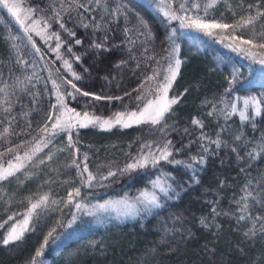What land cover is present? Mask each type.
Returning a JSON list of instances; mask_svg holds the SVG:
<instances>
[{
    "label": "trees",
    "instance_id": "1",
    "mask_svg": "<svg viewBox=\"0 0 264 264\" xmlns=\"http://www.w3.org/2000/svg\"><path fill=\"white\" fill-rule=\"evenodd\" d=\"M21 6L35 9L31 20L40 21L41 34H25L0 5V165L31 151L43 138L51 143L21 171L0 181V264H32L33 259L37 264H213L217 255H223V264H264V228L256 220L264 218V153L248 155L264 143V76L258 72L264 65L228 46L239 42L233 36L248 39L250 28H216L212 35L203 31L197 49L179 36L178 20L166 17V5L158 0H21ZM171 8L177 12V6ZM257 8L264 10V0H220L214 13L221 24L236 25ZM262 27L264 18L255 30ZM57 43L61 46L54 50ZM176 59L181 64L168 97L179 100L161 124L89 125L80 136L73 129L74 148L62 143L65 132L49 136L54 120L47 117L54 114L57 91L81 115H127L155 96ZM196 63L198 73L191 71ZM154 73L159 75L147 80ZM68 80L82 91L114 99L75 93ZM191 84L198 89L194 94ZM190 98L193 105L187 104ZM251 98L261 101V114L250 107L244 111L248 119L242 120L240 109ZM193 119L203 127L192 124ZM45 124L48 133L41 131ZM169 140L168 161L153 165L149 156L144 167L123 171L149 152L159 156L158 149ZM41 159L45 162L38 164ZM85 163L88 172L82 171ZM109 171L116 175L108 176ZM89 172L95 177L90 185L82 182ZM156 179L166 191L154 186ZM75 188L80 196L69 202ZM247 192L252 195L244 201ZM144 194H155L160 206L139 203ZM43 196L46 204L32 211L21 239L5 245L13 225ZM104 196L122 199L131 213L117 216L96 208L94 201ZM76 203L84 207L77 210ZM244 204L247 211H240ZM240 215L248 219L240 221Z\"/></svg>",
    "mask_w": 264,
    "mask_h": 264
},
{
    "label": "snow or ice",
    "instance_id": "2",
    "mask_svg": "<svg viewBox=\"0 0 264 264\" xmlns=\"http://www.w3.org/2000/svg\"><path fill=\"white\" fill-rule=\"evenodd\" d=\"M99 0H97V3ZM173 0H160L161 4L166 5V10H164V15L166 17H169L170 19H178L181 22V27H189V28H196L202 31H205L207 35H212L211 29H231L232 32H235L237 28H250L251 30V36L248 39H243L241 37H236L233 36L232 39L239 40L238 44L233 45H228L230 48H233L234 51H239L244 53L246 56H248L250 59H252L254 62H258L261 65H264V27H262V30L257 32L255 30V25L257 22L261 21L262 18H264V10H261L260 8H257L255 11V14H249L246 18L241 17L240 22H238L236 25H228V24H221L217 22H212V23H206L204 20L196 16L195 18L192 17H181L176 14L175 11L172 10L171 8V3ZM215 3V0H212L211 3H208L204 7V12L205 15H207V10L208 8L213 7ZM0 5L3 6V8L7 9L8 13L11 14V16L15 17L16 21L20 24V26L24 29L25 34H27L30 31L29 27H24V22L28 19H31L32 14L35 12V9H32L30 7H21V0H0ZM80 7H83V5H80ZM191 7L194 9H199L200 4L199 3H193L191 4ZM253 6L249 5V8L251 9ZM179 8L181 11H187L188 9L186 8L184 3H181L179 5ZM57 17H59V13H56ZM39 20H34L33 21V27L31 30H35V25L39 24ZM141 25L146 27V25L143 24V21H141ZM61 28H64V24H60ZM87 27V25H85ZM39 34V33H37ZM69 35L74 36L75 33L69 32ZM53 36H55L56 40L59 41L60 37L58 34L53 33ZM28 40L31 41L32 37L29 35ZM76 44H80L81 41L77 39ZM35 46V45H33ZM60 43H57L56 49L58 50L60 48ZM96 48H101L102 44H95L94 45ZM254 49H259V52L254 51ZM71 51V48L68 49ZM37 52L40 51L39 48L36 49ZM59 58V57H58ZM80 57H76V60H79ZM181 61L179 59L175 60L174 65L170 62L169 67L167 69V75L164 76V83L163 84H157L155 88V95L156 99L153 101H149L146 106L137 114L136 112H131L128 114L127 121L124 119V113H117L115 114V119L113 120H101L99 117H93L89 118L88 113H84V119L80 120V113L75 112V109H69L67 105L64 103V98L59 94V91H57V105H53V111L54 113L58 112L59 114H50L48 115L47 119L48 120H54V123L52 124V132L49 134L55 135L57 134V131L59 132H66L68 133V148H74L75 144L72 140V130L74 128L80 127H87L89 125L93 126H99L104 129H110L111 127L114 126V124H122L123 127H129L131 126V123L135 124H140V123H150L152 125H158L161 124L162 121L165 120V116L167 113L171 111L172 105H175L178 103L179 98L178 97H172L169 99L168 97V90L172 86V82L175 80L179 68H180ZM65 67L71 71V64L67 60L64 61ZM73 77L76 80L80 79V76L77 75L75 72H72ZM159 75V73H154L153 76L147 77V80L152 81L156 78V76ZM68 84L71 85L72 89L75 91V93L82 94L83 96L87 97L92 95L95 100H101V99H114L113 97H101V96H96L92 93H89L87 91H82L80 88L77 87L75 83H73L71 80L66 81ZM53 87L56 89H59L60 85L56 83V80L52 81ZM143 87V85L141 86ZM0 91H3V89H0ZM68 96H71L73 99H75V96L73 93H67ZM115 99H121L120 97H115ZM137 99H141V97H137ZM253 105L256 108V115L261 114V109H260V104L261 101L256 100L255 98L251 99H246L244 100V106L247 108L249 105ZM233 112H235L236 108L235 105L232 106ZM66 113H71L73 115L69 116L67 119H64V116ZM211 114V113H209ZM241 119L242 120H247L248 117L245 115L244 112H241ZM192 124L198 125L199 127H203V124L201 123L200 120L193 119ZM7 131V129H5ZM42 132L48 133V127L47 124H45V127L41 129ZM187 131V130H186ZM204 139L205 137H201ZM239 139V137H237ZM214 143L219 146V141H213ZM51 143L50 138H43L39 141V143L32 149L31 153L25 152L24 156L21 157L19 155H16L14 157L16 163L13 164L12 161H8L7 167H4L3 165H0V181L7 180L9 177L13 176L16 172L21 171L25 167V161H31L33 156H35L38 152L42 151L41 145L43 147H47L48 144ZM172 142L169 140L167 141L162 148L158 149L159 150V156H156L155 154L149 152L147 156H143L140 159H138L135 163H131L126 165L125 169L123 171H128L135 169L137 167H144L147 163H149V156L151 157V163L153 165L159 163V161L164 160L168 161L169 157L172 155V151L170 149ZM8 151H12L9 149ZM60 151H63V149H60ZM260 153H264V143H261L259 145V152L258 153H249L248 155L252 158H255L256 155H259ZM48 160L52 159V154H49L47 156ZM84 159L87 160V155L85 154ZM45 161L43 159L40 160V163L43 164ZM172 162V161H169ZM198 162H203V159L201 158L200 161ZM175 163H180L179 161H175ZM73 164L79 168L80 165L76 164V161H73ZM83 172H88V167L87 164H84L83 167ZM116 173L109 171L108 176H114ZM95 179V177L92 175V173H88L87 180L82 181L83 183H87L90 185V182ZM102 179H107V177H102ZM154 186L160 187V190L162 192L166 191L160 184L159 181L154 182ZM251 192H247L245 196L241 197L242 200L247 201V199L251 196ZM80 196V188H75L72 192L68 193V198L69 202L72 201L74 197ZM48 200L47 196H43L40 198L39 201L36 203H33L31 205V209L28 212V216L24 220V225L27 227L28 225V220L32 215V211L41 207V205H45ZM139 203H145L152 205L154 207H159V202L158 198L155 194H152L151 196H148L147 194H144V199L139 200ZM55 203V201H53ZM82 207H84L80 203L75 204V208L77 210H80ZM103 207V206H101ZM216 210L213 209V212ZM240 211H247V204H244ZM11 219V217H10ZM240 221H244L248 219L245 215H240L238 217ZM257 222L261 223V228H264V218L261 217H256ZM71 223V222H69ZM201 223L204 224V221L201 220ZM255 228V224H253L252 229H249V232H252L253 229ZM55 229L50 231L48 233V237H51ZM249 233L246 232L245 235L247 236ZM254 234V233H253ZM22 233H17L15 229H13L8 236L3 240V243L5 245L9 244L12 241H17L21 239ZM48 243V239L46 238L44 241V244L41 245L40 249L36 251V257H39L42 255V249L46 246ZM32 264H37V261L33 259Z\"/></svg>",
    "mask_w": 264,
    "mask_h": 264
},
{
    "label": "rangeland",
    "instance_id": "3",
    "mask_svg": "<svg viewBox=\"0 0 264 264\" xmlns=\"http://www.w3.org/2000/svg\"><path fill=\"white\" fill-rule=\"evenodd\" d=\"M212 0H208L206 2H199L197 0H177L176 2H172V3H179V5L181 3H184L186 8L188 9L187 11H181L180 8V15L181 17H184V18H187V17H192V18H195L196 16H199L201 17L204 22L206 23H212V22H217V23H220V21L215 17V14H214V8L215 6L217 5V3L219 2V0H215V3L213 5V7L211 8H208L207 10V15H205V12H204V7L205 5H207L208 3H211ZM193 3H199L200 4V8L199 9H194L191 7V4ZM22 7V6H21ZM23 8V7H22ZM33 21L34 20H31V19H28L24 22V26L25 27H29L30 30L31 28L33 27ZM35 30H31L33 32H36V31H39V34H41V29L39 28L38 24H36L35 26ZM180 33L183 34L182 36L185 37V39L192 45H198L201 41L200 39V36H199V29H196L194 27L192 28H189L187 26H185L184 28H182L180 30ZM239 43V42H238ZM237 43V44H238ZM191 71L193 72H197L199 71V65L198 63H196L195 65H193ZM205 72V71H204ZM261 74L264 75V67L259 71ZM208 73V72H207ZM208 75V74H207ZM208 82H205V84H203L201 86L202 87H205L207 85ZM263 84H264V81H263ZM191 89L193 91V94L195 93L196 89L194 87L193 84H191ZM156 99V95H152L150 96L149 100L146 101L137 111H133V112H136L137 114H139V112L146 106V104L149 102V101H153ZM187 104H191L193 105L194 104V101L192 98H190L187 102ZM57 105V102L56 104ZM250 107H252V110H255V107L253 105H249L247 108H245L244 104L242 105L241 107V112H244V111H249ZM55 114H59L58 112L54 113ZM129 114V113H128ZM128 114L127 115H124V119L125 121H127V117H128ZM73 114L71 113H66L65 116H64V119H67L69 116H71ZM90 118V117H89ZM80 120H83L84 119V115H81L80 114V117H79ZM115 119V116L114 117H109V118H106V119H101V120H113L114 121ZM54 123V121H53ZM131 124H135V123H131ZM116 125V124H114ZM122 125V124H121ZM99 129H102L101 127L97 126ZM74 131L76 132V134L78 136H80L81 134V128L80 127H77V128H74ZM68 133L65 132V139L62 140V143L64 142L66 146H68ZM88 138H91L93 139V136L89 135ZM73 140V139H72ZM41 147H43V145H41ZM31 153V152H29ZM23 155H21V157H23ZM13 164L16 163V161H12ZM25 163H29V161H25ZM4 167H7V164L3 165ZM34 166V163H31L30 164V167H33ZM158 179H156L157 181ZM155 181V182H156ZM69 192H72V191H69ZM152 194H149L148 196H151ZM92 197H95V196H92ZM91 197V198H92ZM94 206L96 208H99V209H106L108 210L111 214L113 215H117V216H123L125 214H130L131 213V209H129V207L126 206V203L125 201H123L122 199H117L116 197H113V196H104L103 198L99 199V198H96V200L94 201ZM103 206V207H101ZM93 209V208H92ZM26 218V217H25ZM24 219H22L20 222H18L17 224L13 225V227L10 229V232L15 229L17 233H21L25 227L24 225ZM224 236L227 238V233L224 234ZM223 236V237H224ZM201 246L196 248V250H193L194 253H199L201 251ZM229 253V251H227ZM230 254V253H229ZM184 256V254H182V257ZM223 256V255H222ZM221 255H217L215 260L213 261V264H223L222 262L225 261L224 257H222ZM81 262V261H80ZM83 262V261H82Z\"/></svg>",
    "mask_w": 264,
    "mask_h": 264
}]
</instances>
